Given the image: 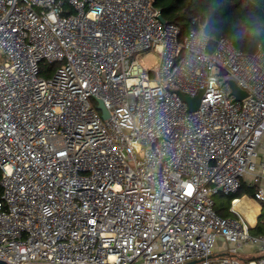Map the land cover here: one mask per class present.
Returning a JSON list of instances; mask_svg holds the SVG:
<instances>
[{"label":"built area","instance_id":"1","mask_svg":"<svg viewBox=\"0 0 264 264\" xmlns=\"http://www.w3.org/2000/svg\"><path fill=\"white\" fill-rule=\"evenodd\" d=\"M160 16L154 0H0L1 261L264 264V235L215 210L245 180L264 201V47ZM179 92H203L198 110Z\"/></svg>","mask_w":264,"mask_h":264},{"label":"trees","instance_id":"2","mask_svg":"<svg viewBox=\"0 0 264 264\" xmlns=\"http://www.w3.org/2000/svg\"><path fill=\"white\" fill-rule=\"evenodd\" d=\"M154 6L167 23L180 28L182 37L192 30L203 31L212 39L230 40L248 54L255 53L259 45L264 47V0H154ZM42 65L48 67L45 63ZM242 187L236 195L220 193L223 196L219 198V205L215 204L220 216L229 217L233 200L250 194L249 189L244 191ZM251 233L264 235V223L251 229Z\"/></svg>","mask_w":264,"mask_h":264},{"label":"crops","instance_id":"3","mask_svg":"<svg viewBox=\"0 0 264 264\" xmlns=\"http://www.w3.org/2000/svg\"><path fill=\"white\" fill-rule=\"evenodd\" d=\"M243 182H244V185L242 187V190L246 191L247 189H249L251 192L250 194H245L244 196L240 198H236V200H238L239 202L241 201L242 204L241 206L239 205L240 207H237L235 203L234 204L232 203L230 210H229L230 212L229 217H234L235 216L234 212L237 211L247 218V221L250 225V229H254L258 226V224L264 223V214H263L264 201H259L255 198L254 196L255 188H253L252 185L248 181L245 180ZM221 196L223 195L219 194L215 198V202H216L215 204H217L216 199H219ZM257 255L254 254L252 255V257L257 256ZM241 257L245 262H247L251 258V255L241 254L240 258ZM243 257H247V259H244Z\"/></svg>","mask_w":264,"mask_h":264},{"label":"water","instance_id":"4","mask_svg":"<svg viewBox=\"0 0 264 264\" xmlns=\"http://www.w3.org/2000/svg\"><path fill=\"white\" fill-rule=\"evenodd\" d=\"M160 20L164 24L167 23L166 20L162 17V15L160 16ZM230 84L232 88V95H234L237 100L241 101L248 96L247 92L241 89L235 82L231 81ZM202 94L203 92L198 94V96H196L195 98H189L184 94H182L181 92H179L180 98L189 105V109L191 112L198 110V108L200 107L202 101ZM98 109L102 111L103 118L107 119L109 117V111L105 108L104 103L101 100H98ZM196 262L198 261H193L187 264H195ZM0 264H7V263L0 260Z\"/></svg>","mask_w":264,"mask_h":264},{"label":"rangeland","instance_id":"5","mask_svg":"<svg viewBox=\"0 0 264 264\" xmlns=\"http://www.w3.org/2000/svg\"><path fill=\"white\" fill-rule=\"evenodd\" d=\"M133 58L134 59H139L146 68H150L152 65H154L158 61V58L159 57H158V55L156 53H153V52H143V53H140V54H136ZM41 76H44L45 77V74L42 73ZM0 178H1V172H0ZM0 192H1V189H0ZM216 200H217V203L219 205V201L220 200L219 199H216ZM241 204H242V202L240 201V202L237 203L236 206L237 207H240ZM227 205L229 206V203L228 202H227ZM263 214H264V212H263ZM244 218L247 220V218L245 216H244ZM220 258L221 257L213 258L212 261L215 262L216 260H218ZM243 258L244 259H247V257H243Z\"/></svg>","mask_w":264,"mask_h":264},{"label":"bare ground","instance_id":"6","mask_svg":"<svg viewBox=\"0 0 264 264\" xmlns=\"http://www.w3.org/2000/svg\"><path fill=\"white\" fill-rule=\"evenodd\" d=\"M238 202H239V201L237 200V201L235 202V205H237Z\"/></svg>","mask_w":264,"mask_h":264}]
</instances>
